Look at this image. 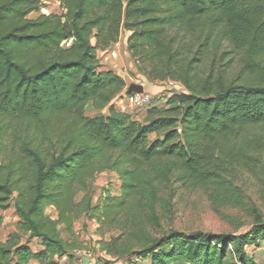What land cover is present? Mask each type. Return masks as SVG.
<instances>
[{
    "label": "trees",
    "instance_id": "trees-1",
    "mask_svg": "<svg viewBox=\"0 0 264 264\" xmlns=\"http://www.w3.org/2000/svg\"><path fill=\"white\" fill-rule=\"evenodd\" d=\"M54 1L62 15L31 18L45 0H0V141L11 148L0 163V211L13 206L19 231L44 247L34 253L0 243V264L72 259L58 226L73 233L94 209L102 224L127 233L142 223L143 200L166 172L190 187L219 186L222 196L225 158L249 130L264 127V0ZM124 32L145 81L186 90L142 121L117 109L131 92L97 57ZM233 62L239 72L232 77ZM88 106L98 115L87 116ZM106 171H119L123 194L93 207L91 182ZM261 240L258 215L246 234L138 235L140 248L116 254L127 264H250L247 248Z\"/></svg>",
    "mask_w": 264,
    "mask_h": 264
},
{
    "label": "rangeland",
    "instance_id": "rangeland-1",
    "mask_svg": "<svg viewBox=\"0 0 264 264\" xmlns=\"http://www.w3.org/2000/svg\"><path fill=\"white\" fill-rule=\"evenodd\" d=\"M63 13L64 9L54 0H45L44 8L30 17ZM126 39L127 33L124 32L117 43L118 47L116 46L120 51L118 59H110L108 52H99L97 57L104 69L113 70L126 82V90L129 91L130 85H140L144 77L140 75L125 49ZM231 67L230 75L236 76L239 72L236 62H233ZM151 85L157 88L156 94L152 95L154 101L151 105L137 110L127 107L123 102L128 95L125 92L115 103L117 109L142 121L150 109L157 105L165 107L168 98L186 91L181 84L175 82H156ZM86 114L94 117L98 112L88 106ZM155 138L156 135L151 136L152 140ZM47 148L48 145L45 149ZM10 149L8 140L0 141V163L9 159ZM220 170V180L223 181L221 185L224 188L222 196L215 194L219 191V186L190 187L179 182L174 171L163 172L164 176L157 178L152 189L153 194L143 200L146 209L140 214L143 217L140 219L142 223L128 225L127 233L118 226L108 227L102 224L99 220L100 211L96 209L83 214L74 223L73 233H68L63 225H59V236L68 245V252L73 258H55V261L59 264H127L126 259L118 256L116 252L118 247L126 245L128 248H140V243L136 241L138 235L158 239L172 232L191 234L202 231L234 235L248 233L255 224L256 216L259 215L264 220V127L249 130L244 141L237 143L225 158ZM122 189L123 178L119 171L96 174L90 185L93 207H98L106 199H120ZM82 197L83 194L80 193L78 201ZM46 215L53 220L58 218L54 207H48ZM19 222L13 206L6 211H0V243H11L17 247L26 245L34 253L42 251L44 247L41 241L31 240L19 231ZM131 231L134 235L130 234ZM130 237L131 241L128 240ZM115 239H119L117 245L113 242ZM247 253L250 264H264V240L251 244ZM29 264H40V261L32 260ZM138 264H151V260L138 261Z\"/></svg>",
    "mask_w": 264,
    "mask_h": 264
},
{
    "label": "built area",
    "instance_id": "built-area-1",
    "mask_svg": "<svg viewBox=\"0 0 264 264\" xmlns=\"http://www.w3.org/2000/svg\"><path fill=\"white\" fill-rule=\"evenodd\" d=\"M71 44H72L71 40L64 43L66 47H69ZM116 46L118 47V44L117 45L115 44L111 50L107 51L108 52L107 56L110 59L116 60L119 57L120 51L116 48ZM139 84L145 88V83L143 80ZM152 100H153L152 95L144 92L143 94H138V93L128 94L123 100V102L126 103L127 107L134 108L137 110V109L146 108L147 106L151 105ZM88 255L85 256L89 257Z\"/></svg>",
    "mask_w": 264,
    "mask_h": 264
},
{
    "label": "crops",
    "instance_id": "crops-1",
    "mask_svg": "<svg viewBox=\"0 0 264 264\" xmlns=\"http://www.w3.org/2000/svg\"><path fill=\"white\" fill-rule=\"evenodd\" d=\"M119 45H120V43H119ZM143 81L145 83V88H144L145 93H149L151 95H153V94L155 95L156 92H157V88L154 87L153 85H151V83H149L148 81H145L144 79H143Z\"/></svg>",
    "mask_w": 264,
    "mask_h": 264
},
{
    "label": "water",
    "instance_id": "water-1",
    "mask_svg": "<svg viewBox=\"0 0 264 264\" xmlns=\"http://www.w3.org/2000/svg\"><path fill=\"white\" fill-rule=\"evenodd\" d=\"M129 91L131 93H138V94H143L145 92L143 86L135 85V84L130 85Z\"/></svg>",
    "mask_w": 264,
    "mask_h": 264
}]
</instances>
